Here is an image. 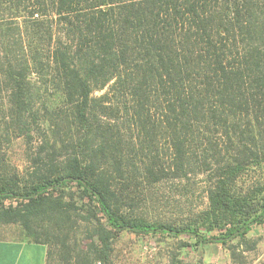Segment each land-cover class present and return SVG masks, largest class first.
Segmentation results:
<instances>
[{
	"label": "trees",
	"instance_id": "16d2710c",
	"mask_svg": "<svg viewBox=\"0 0 264 264\" xmlns=\"http://www.w3.org/2000/svg\"><path fill=\"white\" fill-rule=\"evenodd\" d=\"M0 224L46 264H113L125 233L253 264L264 0H0Z\"/></svg>",
	"mask_w": 264,
	"mask_h": 264
},
{
	"label": "rangeland",
	"instance_id": "374dc122",
	"mask_svg": "<svg viewBox=\"0 0 264 264\" xmlns=\"http://www.w3.org/2000/svg\"><path fill=\"white\" fill-rule=\"evenodd\" d=\"M99 94L101 93H97V95ZM24 151V144L18 141L9 153L10 162L20 170L26 166ZM198 185L200 188L202 187V183L199 182ZM200 188L197 190V194L201 192ZM193 201L194 205L197 204L198 197L196 196ZM250 236L259 242L257 250L252 255L253 258H256L253 264H258L264 261V224L255 227ZM17 238H25L20 226L0 224V239ZM173 246L172 240L157 236H136L125 233L116 244L113 264H169ZM193 255L201 256L204 264H231L229 252L221 245L206 246Z\"/></svg>",
	"mask_w": 264,
	"mask_h": 264
},
{
	"label": "crops",
	"instance_id": "0c3cea01",
	"mask_svg": "<svg viewBox=\"0 0 264 264\" xmlns=\"http://www.w3.org/2000/svg\"><path fill=\"white\" fill-rule=\"evenodd\" d=\"M47 247L25 238L0 239V264H46Z\"/></svg>",
	"mask_w": 264,
	"mask_h": 264
}]
</instances>
